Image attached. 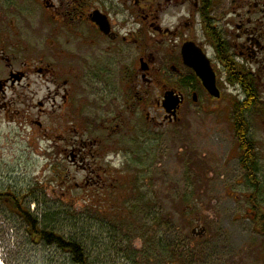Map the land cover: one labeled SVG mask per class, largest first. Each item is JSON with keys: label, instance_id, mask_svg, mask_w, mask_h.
I'll return each instance as SVG.
<instances>
[{"label": "rangeland", "instance_id": "obj_1", "mask_svg": "<svg viewBox=\"0 0 264 264\" xmlns=\"http://www.w3.org/2000/svg\"><path fill=\"white\" fill-rule=\"evenodd\" d=\"M21 1L0 0V4L10 7L16 21L15 6ZM24 1L22 5L31 8L32 2ZM242 2L217 0L214 18L236 60L256 72L264 101V52L256 61L240 57L234 48L240 41L233 19ZM27 19L37 25L44 22L38 16ZM254 20H260L263 33L264 13L258 11ZM208 53L220 69L221 98L201 87L197 102L189 96L180 121L160 128L147 122V111L139 112L130 123L133 132L123 129L106 159L90 154L87 164L104 178L98 184L94 171L68 158L67 141L76 133L69 121H62L64 116L51 127L53 119L46 120L43 128H32L0 115V191L17 193L42 227L82 241L91 264H133V260L173 264L172 259L183 264H255L259 237L253 234L247 213L252 200L264 207V126L259 111H253L250 136L260 147L254 187L241 165L233 128L232 108L243 93L226 83L214 50L209 48ZM167 84L183 92L193 88L186 81ZM85 117L86 122L94 118L93 113ZM93 127L86 128L87 140L96 137ZM104 181L108 185L101 188ZM0 222V250L7 254L8 264H72L55 246L35 242L23 219L3 203ZM6 225L14 229L15 247ZM203 228V236L193 233Z\"/></svg>", "mask_w": 264, "mask_h": 264}, {"label": "flooded vegetation", "instance_id": "obj_2", "mask_svg": "<svg viewBox=\"0 0 264 264\" xmlns=\"http://www.w3.org/2000/svg\"><path fill=\"white\" fill-rule=\"evenodd\" d=\"M30 1L31 8L22 5L24 0L15 6L16 21L10 7L0 4V115L32 128H43L46 120L53 119L51 127L64 116L62 121H69L76 133V138L67 141L68 158L72 164L94 171L93 176L100 179L97 184L104 178L87 164L90 154L106 159L115 151L116 136L123 129L133 132L130 123L139 112L147 111V122L158 128L177 123L189 96L198 98L197 89H204L196 72L184 63L187 44L209 57L220 84L219 70L208 53L213 49L217 58L212 42L217 0ZM263 10L261 0L239 4L233 20H237L240 42L234 48L242 58L258 61L262 57L264 32L260 20L254 18ZM208 11L210 20L205 25ZM37 16L44 20L42 25L27 19ZM170 80L190 82L193 88L179 91L167 84ZM172 90L184 97L175 114L164 105L166 93ZM247 99H241L244 107ZM262 103L259 116L264 126ZM90 106L102 112L90 110ZM253 111L245 112L249 123ZM88 113L94 117L90 122H86ZM94 125L96 137L87 140L86 128L94 129ZM255 150L258 156L256 143ZM258 171L257 162V175ZM107 185L104 181L100 187ZM250 205L247 214L252 232L259 237L255 264H264V207Z\"/></svg>", "mask_w": 264, "mask_h": 264}, {"label": "trees", "instance_id": "obj_3", "mask_svg": "<svg viewBox=\"0 0 264 264\" xmlns=\"http://www.w3.org/2000/svg\"><path fill=\"white\" fill-rule=\"evenodd\" d=\"M209 13L210 11L206 12L204 15L205 25L207 23L206 21L210 20ZM212 42L216 50L218 64L227 75L226 83L232 86H238L244 97L246 96L248 98L245 107L242 105L241 99L233 105V128L240 147L239 149L243 154L241 157V165L245 169L250 182L255 187L254 184L258 183V156L255 150V142L249 136L250 123L245 116V112L252 108L260 111L263 106L257 88L256 76L250 68L236 60V55L232 52L231 46L228 44L223 33L216 26L215 20L214 23H212ZM0 203H3L8 209L23 219L28 227L31 238L35 239V242L39 241L45 245L55 246L70 257L72 264H91L86 247L82 241L74 238H67L53 230L42 227L38 216L31 211L28 205H23L21 197L17 193L0 191ZM178 248L179 246L177 250ZM177 261L174 259L171 260L173 264H183V262ZM133 264L138 263L136 260H133Z\"/></svg>", "mask_w": 264, "mask_h": 264}, {"label": "water", "instance_id": "obj_4", "mask_svg": "<svg viewBox=\"0 0 264 264\" xmlns=\"http://www.w3.org/2000/svg\"><path fill=\"white\" fill-rule=\"evenodd\" d=\"M184 63L192 68L197 76L200 78L206 91L213 97L220 98L221 90L217 85L216 72L212 66L211 60L200 49L187 44L183 49ZM194 101H197V96L194 95ZM183 103V95L176 93L175 91H169L165 96V108L167 112H175ZM206 232V228H203L200 232L197 229L193 230V233L198 236H203Z\"/></svg>", "mask_w": 264, "mask_h": 264}, {"label": "built area", "instance_id": "obj_5", "mask_svg": "<svg viewBox=\"0 0 264 264\" xmlns=\"http://www.w3.org/2000/svg\"><path fill=\"white\" fill-rule=\"evenodd\" d=\"M11 243L14 246L15 241L14 238H11ZM7 254L5 252H3L2 250H0V259L4 260V258H6ZM0 264H4L3 261L0 262Z\"/></svg>", "mask_w": 264, "mask_h": 264}]
</instances>
